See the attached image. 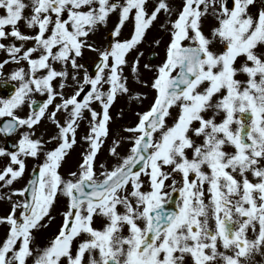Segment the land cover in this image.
<instances>
[{"label":"snow or ice","instance_id":"1","mask_svg":"<svg viewBox=\"0 0 264 264\" xmlns=\"http://www.w3.org/2000/svg\"><path fill=\"white\" fill-rule=\"evenodd\" d=\"M113 16L107 46L97 47L92 37ZM157 23L168 40L159 64H143L144 81L141 47H160L148 41ZM85 49L98 57L93 74L79 62ZM126 69L151 102L122 129L126 138L112 140L114 162L97 166L118 97L148 100ZM3 89L0 137L16 139L0 148V200L10 205L0 264L264 257V0H155L151 9L149 0H0ZM45 122L55 128L47 141L38 135ZM85 122L86 147L64 175ZM60 201V225L40 245L36 233Z\"/></svg>","mask_w":264,"mask_h":264},{"label":"rangeland","instance_id":"2","mask_svg":"<svg viewBox=\"0 0 264 264\" xmlns=\"http://www.w3.org/2000/svg\"><path fill=\"white\" fill-rule=\"evenodd\" d=\"M169 2L172 4V6L178 7L181 0H169ZM155 3V0H149V8L151 9L152 4ZM175 17H173L174 19ZM166 17L161 14V16L159 17V22L163 23L165 21ZM116 22V17L113 16L111 18V20L109 21L108 27L107 28H101L93 37H92V41L95 43V45L97 47H105L108 44L107 41V35L110 32V30L113 27V24ZM127 31V29L124 30V35L127 36V34H125ZM153 38H158L161 39V45L159 48L156 47H149L148 44H145L144 46L141 47V51H143L145 53L144 57L141 60V71H142V76L141 79L144 81H148L151 77V74L144 71L143 70V64L144 63H151L148 61L147 56L149 55V53L151 51H154L157 54V60L155 62H153V64H159L163 57H164V47L167 43L168 40V36L165 32L160 30V26L159 23L156 24L155 27H153L149 34H148V41L150 42ZM83 55L89 60V61H94L97 58V54L94 52H90L87 49L84 50ZM134 53L131 56V54L128 56V60L130 59V61L133 60L134 58ZM131 57V58H130ZM79 62L81 64H83V60H79ZM81 75H83V70L81 71ZM125 75L129 76V85L130 87L134 90V91H139L142 92L144 94H146L148 96V100L144 101V104L142 106L133 103H129L128 98L125 96H121L119 97V102L116 104L114 111H113V116H112V120L110 121V129H112V127L114 126V129L111 133V135L109 136V138L105 141V145H104V152L106 153L107 158L101 157L100 159H98V163H102L105 161L106 164L111 165L114 161L113 158L109 156L108 154V148L112 143L113 139L119 138V137H127L129 134L124 133L122 131V129L124 127H128V126H132L135 123L136 117H135V112L136 111H142L144 109H146L148 107V105L151 102V98H152V93L149 91V89L143 88L141 85H137L135 84V82L132 80L129 71L126 69L125 70ZM130 123V125L126 124V123ZM49 124V123H48ZM51 125V124H50ZM87 124L86 122L82 125L79 133H78V143L73 147L72 149V153H71V158L73 159V163H71L72 167L74 170H76L77 168V164H79L80 162V158H81V153L83 152V150L85 149L86 145L84 144L83 140L81 139V137L84 135V132L86 130ZM55 133H52V135L50 137H46V141L48 139H50ZM127 148V142L125 141V143L122 145L120 151L123 152L126 150ZM32 162L29 161L28 165L31 164ZM76 164V165H75ZM63 207H64V202L60 201L53 209V216L56 218L58 215H60V212L63 211ZM0 216H4V214H0ZM6 231V226L5 225H0V232H5ZM42 231V230H41ZM257 264H264V257H257Z\"/></svg>","mask_w":264,"mask_h":264},{"label":"flooded vegetation","instance_id":"3","mask_svg":"<svg viewBox=\"0 0 264 264\" xmlns=\"http://www.w3.org/2000/svg\"><path fill=\"white\" fill-rule=\"evenodd\" d=\"M5 93L0 90V96H3ZM43 99V98H42ZM40 100V98H39ZM39 133L44 134V137H47L50 133H53L51 128H47L45 131L42 130V127L39 129ZM15 137H12L11 140L15 142ZM6 139L4 137H0V148H3L5 145ZM6 161L0 158V166H3V164ZM31 173V172H30ZM29 173L26 174L25 180L18 183L19 188L23 186V183L26 182L27 176ZM9 211V207L0 209V214L6 215ZM61 218L56 217L54 221L51 222L49 227L47 229H42V235L37 236V242L40 245L45 244L44 240H48L58 229L60 225Z\"/></svg>","mask_w":264,"mask_h":264},{"label":"water","instance_id":"4","mask_svg":"<svg viewBox=\"0 0 264 264\" xmlns=\"http://www.w3.org/2000/svg\"><path fill=\"white\" fill-rule=\"evenodd\" d=\"M152 58L154 59V56ZM88 68L92 74L95 72V66L94 65H90V66H88Z\"/></svg>","mask_w":264,"mask_h":264}]
</instances>
